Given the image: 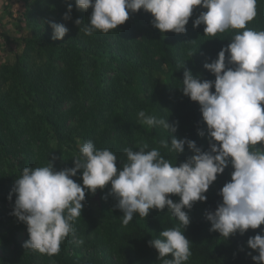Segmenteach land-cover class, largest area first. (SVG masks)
Here are the masks:
<instances>
[{
  "label": "trees",
  "instance_id": "1",
  "mask_svg": "<svg viewBox=\"0 0 264 264\" xmlns=\"http://www.w3.org/2000/svg\"><path fill=\"white\" fill-rule=\"evenodd\" d=\"M73 5L71 20H65L67 4ZM91 9L79 11L75 0H27L23 17L30 30L22 39L23 49L13 63L0 64V264H162L158 252L148 241L160 232L178 226L168 209H153L149 216L135 214L122 226L123 213L109 195L111 184L96 194L86 192L82 215L74 222L77 244L70 234L54 255L26 249L19 242L27 225L12 212L15 194L9 200L15 180L24 167L47 166L51 161L57 171L74 167L79 145L91 140L98 149H110L117 155V168L126 160L125 148L138 151L158 149L173 164L186 161L193 153L170 152L160 145L170 135L162 127L140 125L138 112L169 123L178 122L177 138L194 140L209 150L198 131L207 129L200 105L182 93L184 64L193 75L215 80L204 68L218 58L238 30H228L216 37L205 36L204 25L193 27L201 11L197 8L186 25L187 32L161 33L153 27L150 13L140 10L107 34L85 35ZM256 17L246 27L264 31V0H257ZM76 19L83 22L81 26ZM50 22L63 23L68 33L63 40H53ZM215 89L213 88L212 91ZM231 165L219 174L206 193V202H196L185 236L192 243V255L185 264H255L247 241L264 225L249 229L244 235L226 239L211 232L207 212L222 203L219 195ZM73 179L82 184V170ZM107 196V199L104 197ZM174 202L178 196L171 197ZM187 211V209H185ZM183 231V229H182ZM171 259V256L167 257Z\"/></svg>",
  "mask_w": 264,
  "mask_h": 264
},
{
  "label": "clouds",
  "instance_id": "2",
  "mask_svg": "<svg viewBox=\"0 0 264 264\" xmlns=\"http://www.w3.org/2000/svg\"><path fill=\"white\" fill-rule=\"evenodd\" d=\"M257 0H75L79 11L91 9L88 23L80 29L91 36L99 31L107 34L129 19L130 13L143 10L153 17V27L161 33L184 34L194 10L201 11L194 28L204 25L205 36L216 37L228 30H238L227 47L204 68L215 80L193 75L184 64L182 93L198 102L207 132L209 150L194 140L177 138L178 122L138 112V123L148 128L162 127L170 135L160 145L170 152L183 154L185 145L193 153L186 161L173 164L158 149L147 145L134 151L125 148L126 160L117 168V155L110 149H98L93 141L79 145V154L72 160L74 167L57 171L51 161L47 166L24 167L15 180L9 200L15 194L12 215L27 225L29 239L26 249L49 256L60 251V244L70 234L77 244L74 222L82 215L86 192L96 194L111 184L109 195L117 201L122 226L126 227L135 214L149 216L153 209H168L178 226L160 232L148 241L158 252L162 264H185L192 255L191 241L185 230L191 219L187 210L196 202H206V193L219 174L231 165V180L220 190L222 203L214 212H207L211 232L223 238L264 225V31L246 25L257 15ZM73 5L67 4L65 20H71ZM83 21L76 19L81 26ZM53 40H63L69 29L63 23L50 22ZM215 89L212 91V89ZM82 170V184L73 177ZM172 196H178L174 202ZM107 199V196L104 197ZM183 229V231H182ZM247 245L258 255L255 264H264V234L249 237ZM171 256V259L167 257Z\"/></svg>",
  "mask_w": 264,
  "mask_h": 264
},
{
  "label": "rangeland",
  "instance_id": "3",
  "mask_svg": "<svg viewBox=\"0 0 264 264\" xmlns=\"http://www.w3.org/2000/svg\"><path fill=\"white\" fill-rule=\"evenodd\" d=\"M19 16L12 19V30L11 33H7V36L0 34V64L3 63H13L15 61V52L19 51L21 52L23 49V43L22 39L24 37H28L30 34V30L28 29L25 18L23 17V11H19ZM13 13V12H12ZM21 16V18H20ZM20 19V20H18ZM205 132H207V129H204ZM204 141H206L207 135L205 137H202ZM234 171V169H231L229 171V175L227 176V179L223 182V186L231 180V173ZM221 186V189L222 187ZM220 189V190H221ZM196 205L194 204L193 208L188 211L189 216L191 217L194 214V208ZM19 242L24 244L26 242V235L22 233L19 236ZM3 255V249L0 247V256Z\"/></svg>",
  "mask_w": 264,
  "mask_h": 264
},
{
  "label": "crops",
  "instance_id": "4",
  "mask_svg": "<svg viewBox=\"0 0 264 264\" xmlns=\"http://www.w3.org/2000/svg\"><path fill=\"white\" fill-rule=\"evenodd\" d=\"M26 2L27 0H0V34L7 36V33H11L12 19L20 15L18 10L24 12Z\"/></svg>",
  "mask_w": 264,
  "mask_h": 264
}]
</instances>
